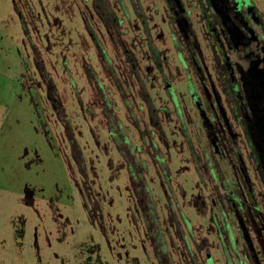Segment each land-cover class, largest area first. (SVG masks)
<instances>
[{
    "label": "rangeland",
    "instance_id": "rangeland-1",
    "mask_svg": "<svg viewBox=\"0 0 264 264\" xmlns=\"http://www.w3.org/2000/svg\"><path fill=\"white\" fill-rule=\"evenodd\" d=\"M134 15L130 0H0V264L217 257L190 248L209 190L185 161V128L150 125L138 64L123 61L140 54ZM145 85L156 107L168 100L153 76Z\"/></svg>",
    "mask_w": 264,
    "mask_h": 264
},
{
    "label": "flooded vegetation",
    "instance_id": "flooded-vegetation-1",
    "mask_svg": "<svg viewBox=\"0 0 264 264\" xmlns=\"http://www.w3.org/2000/svg\"><path fill=\"white\" fill-rule=\"evenodd\" d=\"M130 9L140 54L126 44L134 59L123 61L129 73L128 60L138 64L144 116L185 128V161L209 190L199 199L207 230L190 248L217 257L194 261L264 264V0H130ZM151 76L168 98L159 107L146 91ZM133 194L143 210V187Z\"/></svg>",
    "mask_w": 264,
    "mask_h": 264
}]
</instances>
